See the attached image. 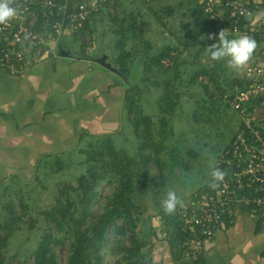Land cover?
<instances>
[{"label": "rangeland", "instance_id": "obj_1", "mask_svg": "<svg viewBox=\"0 0 264 264\" xmlns=\"http://www.w3.org/2000/svg\"><path fill=\"white\" fill-rule=\"evenodd\" d=\"M129 4L111 1L104 5L100 14H96L87 21L82 28L83 32H80L79 39L74 40L72 37L65 36L66 38L62 37L59 43L63 48L71 44L74 45V49L76 46L77 49L89 50L92 57L101 52L102 55L108 53L105 54L108 55L105 62L112 65V59L118 53L117 51L123 50L124 45L119 47L116 44L119 48H115L110 38L118 35L123 41L124 32L121 26L124 25L133 31L130 25L132 21L135 22V32L131 34L134 37L129 47L133 55L126 73L127 82L132 85L140 82L142 69L136 54L144 49L146 42L150 44L147 56H155L166 47L173 48L169 56L162 60L164 66L171 63L177 64L180 73L175 83V89L179 90L180 94L179 103L167 124L168 127L172 126V137L165 140V147L160 148L159 151L148 148L141 150L143 158L149 159L147 163L149 177L162 178L163 185L153 184L149 187L138 185L134 191L136 203L141 210L135 215L137 218L135 232L142 238L149 236L151 228L163 224L159 216L149 218L148 212L156 214L154 210H159L161 200L167 191L174 190L179 198H184L209 177L214 162L225 143L231 139V134L239 123L238 115L228 106L227 97L224 94H229L232 82L239 75L240 69L228 67L224 60H209L205 44L208 41L213 43V39H208V34L213 32L201 29L196 25L198 23L194 25L196 16L191 11L171 21L166 16L164 17L166 22L162 20V23L154 28L150 24L153 14L148 10L149 5L145 6V10H139L129 7ZM165 12V10L162 11L164 15H167ZM88 25L92 30H89V33L84 32ZM216 25L219 23L216 22ZM216 27L214 29L216 32L223 29ZM152 30L153 32L149 33ZM191 41H193L191 44H187ZM202 66L208 69L214 68L222 92L208 81L207 75L201 72ZM155 68L150 69L153 75L158 70ZM152 72H150L151 76ZM196 73H198L197 79L191 83ZM165 76L167 77L166 74ZM161 92V88L154 90L152 87L143 92L141 101L137 103L141 115L153 116L158 113L156 99ZM121 114L122 120L115 132L83 140L78 146L79 149L73 154L63 155L60 157L62 160H51L52 162L38 167L27 183L20 181L4 189L6 196L0 198V226L3 224L6 226L0 234L4 231L8 234L6 245L2 248L4 261H8L9 264H36L33 257L34 250L48 227L59 239V244L52 246L55 260L58 264H65L73 240L72 231L67 226L63 231H57L49 217L39 211L49 210L52 206L65 202V194L60 195L61 188L68 191L71 186L76 185V178L84 174L88 167V163L85 162L87 159L85 151L90 149V146H93L92 150H95L94 148L99 146V143H96L97 140L101 141L102 137L107 135L113 138L115 148L125 151L131 157L138 153L137 149L142 142L140 135L142 124L138 128L134 127L132 122L134 113L128 114L122 111ZM158 114L165 116V114ZM154 156L158 157L159 163H156ZM113 186L111 175H107L98 182L95 187L96 196L90 205V216L87 220L103 212ZM181 198V201L184 200ZM10 210L13 214H10ZM122 223V218L116 219L117 225ZM86 225L82 223L80 230L85 229ZM123 229L124 233H119L115 232L112 226L107 228L106 238L100 250L102 264H128L120 259V253L111 251V247L118 240L122 245L129 246L128 228L124 225Z\"/></svg>", "mask_w": 264, "mask_h": 264}, {"label": "crops", "instance_id": "obj_2", "mask_svg": "<svg viewBox=\"0 0 264 264\" xmlns=\"http://www.w3.org/2000/svg\"><path fill=\"white\" fill-rule=\"evenodd\" d=\"M114 1L130 3L129 7L139 10H145V6L149 5L148 10L153 14L150 24L154 28L162 20L166 22V16L171 21L189 11L196 16L194 25L198 23L196 25L201 29L214 34V28H217V25L211 27L202 18L199 12L201 0ZM100 10L96 14H100ZM163 10L167 15L162 13ZM262 18L264 0H253V10L246 24L255 26L256 30L248 34L224 30L231 38L248 35L256 41L257 47L249 62L264 46ZM121 27L123 41L118 35L110 39L115 48L124 45L123 49L130 50L134 37L131 34L135 31H130L124 25ZM81 30L65 36L77 40L80 32H83ZM89 30L92 31L88 25L84 32L89 33ZM211 43L208 41L207 44ZM58 45L66 52L64 55L36 63L25 72L11 74L0 69V198L6 196L5 188L20 181L27 183L38 167L51 160H62L60 157L63 155L73 154L87 138L115 132L121 123V113L125 111L123 100L126 84L111 68H105L95 61L103 53L92 57L90 51L84 48L78 51L71 44L67 48H63L61 43ZM245 66L232 82L229 94H224L228 98V106L241 83ZM153 230L154 236L151 234ZM166 234L163 224L150 229L149 236L145 237L146 243L140 249L144 264H181L179 247L170 244ZM202 264H264V227L257 215L244 210L239 212L232 225L218 228L214 236L204 242Z\"/></svg>", "mask_w": 264, "mask_h": 264}, {"label": "built area", "instance_id": "obj_3", "mask_svg": "<svg viewBox=\"0 0 264 264\" xmlns=\"http://www.w3.org/2000/svg\"><path fill=\"white\" fill-rule=\"evenodd\" d=\"M107 1L11 0L17 15L0 24V69L20 74L58 57L59 40L82 29ZM201 8L227 32L256 30L246 24L253 0H201ZM229 104L240 123L217 161L218 167L225 165L226 175L214 187L210 176V186L191 192L175 212L182 235L181 264H202L204 242L221 226L232 225L242 209L257 215L264 227V46L245 66Z\"/></svg>", "mask_w": 264, "mask_h": 264}, {"label": "trees", "instance_id": "obj_4", "mask_svg": "<svg viewBox=\"0 0 264 264\" xmlns=\"http://www.w3.org/2000/svg\"><path fill=\"white\" fill-rule=\"evenodd\" d=\"M108 1L104 5L114 0ZM200 9L199 12L202 14V18L205 22L211 25V27L216 26V21L210 19L208 15L202 11V8ZM157 19L160 20L158 16ZM244 21L245 19H242L241 25L244 24ZM228 23L229 19L224 23L225 26H228ZM86 24L87 22L84 26ZM130 27L135 31V22L132 21ZM138 29L140 30L141 28ZM215 33L217 32L215 31ZM192 42L193 41L188 42L187 44H191ZM205 45L207 47L210 44ZM149 46L150 44L146 42L144 49H142L139 54H136L137 60L140 62L142 73L140 82L134 85L129 84L126 78L130 58L131 55H133L131 50H119L112 59V67L115 69V74L126 84L123 100L125 111L128 114L134 113V117L132 118L134 127L138 128V126L142 124L140 129L142 142L137 149L138 153L131 157L125 151L116 149L113 140L109 136L102 137L101 141L97 140L96 143H99V146L94 148L95 150H92L93 146H90L91 148L85 151L87 156L85 162L88 163V167L84 174H80L76 178V185L71 186L68 191H66L65 188H61L60 195L63 196L65 194V202L63 204L54 205L49 210L39 211L41 214L49 217V220L53 223L57 231H63L65 226L72 231L73 240L65 264H102L100 250L106 238L105 233L107 228L112 226L115 232L124 233V225L128 228L130 244L129 246L122 245L119 240H116L117 242L111 247V251L120 253V259L125 260L128 264H144L140 249L146 243V239L145 237H138L135 232V223L137 220L135 215L141 210H139V204L136 203L134 191L138 185L139 187H149L150 185L153 186V184L158 186L163 185V179L149 177L147 171L149 159L146 157L143 158L141 150L143 148H148L150 150L159 151L160 148L165 147V140L172 137L173 133L172 126H167L168 119L179 103L180 97L179 90L175 89V83L180 76L177 64L171 63L168 64L169 66H164L162 64L163 58L168 57L173 48L166 47L158 54H155V56H147V49ZM203 47L204 46H202V50H204ZM152 67H156L155 69L159 70H157V73H154V75L150 70ZM201 69V72L207 75L208 81L212 82V84L222 92L214 68L208 69L206 66H202ZM150 72H152V76ZM164 74H166L167 77H164ZM197 76L198 73L194 74L191 83L196 81ZM149 87L154 88V90L158 88L162 89L161 94L158 95L156 99V106L158 113L165 114V116H160L158 113H155L153 116L140 114L137 103L141 101L143 92L148 91ZM232 138L233 136L231 139ZM230 140L224 145L218 160L229 147ZM154 159L156 163H159L157 156H154ZM213 167H218L217 163H215ZM224 167L225 165L222 164L218 168L223 170ZM210 174L200 187L197 188L198 191L210 186ZM107 175L113 177L114 186L112 193L107 199L106 207L103 212L96 215L95 218L87 220L90 216V205L96 196L95 187L98 182ZM189 195L183 199H187ZM179 207L180 204L177 206V209ZM154 211H156V214H152L149 211L148 216H159L163 221L168 241L170 244H176V246L179 247L178 244L182 235L180 233V224L175 218L176 211L168 214L163 211L161 206L159 210L155 209ZM241 211H244V209ZM245 211L247 210L245 209ZM10 214H13L12 210H10ZM118 218H122L123 220L121 225L116 224V219ZM82 223H86L87 225L85 229L80 230V225H82ZM4 228H6V226L4 224L1 225L0 231ZM151 234L153 236L155 235L154 230ZM7 238V232L4 231L0 234V264H9L8 261L3 260L2 256V248L5 247ZM58 244L59 239H57L54 234L51 233L50 228L47 227L34 250L33 257L35 263L58 264L52 250V246Z\"/></svg>", "mask_w": 264, "mask_h": 264}, {"label": "clouds", "instance_id": "obj_5", "mask_svg": "<svg viewBox=\"0 0 264 264\" xmlns=\"http://www.w3.org/2000/svg\"><path fill=\"white\" fill-rule=\"evenodd\" d=\"M17 15V9L11 3V0H0V24L7 23ZM215 42L206 47L210 61L224 60L226 65L232 69L243 68L252 57L257 47L256 41L248 35L238 37H229L223 29L213 34H208V39H214ZM211 185L222 181L226 175L225 171L213 167L211 170ZM181 200L174 190L166 192L161 200V207L165 213L171 214L176 211Z\"/></svg>", "mask_w": 264, "mask_h": 264}, {"label": "water", "instance_id": "obj_6", "mask_svg": "<svg viewBox=\"0 0 264 264\" xmlns=\"http://www.w3.org/2000/svg\"><path fill=\"white\" fill-rule=\"evenodd\" d=\"M59 49V54L60 55H64L66 52H64V50L60 47V45L58 46ZM106 55H102L101 57L95 58V61L98 62L101 66L105 67V68H111L113 71H115V69L112 67V65L108 62H105L106 59Z\"/></svg>", "mask_w": 264, "mask_h": 264}]
</instances>
